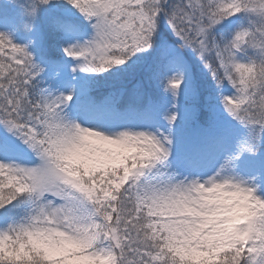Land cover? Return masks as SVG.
Wrapping results in <instances>:
<instances>
[{"label": "snow or ice", "instance_id": "obj_1", "mask_svg": "<svg viewBox=\"0 0 264 264\" xmlns=\"http://www.w3.org/2000/svg\"><path fill=\"white\" fill-rule=\"evenodd\" d=\"M0 264H264V0H3Z\"/></svg>", "mask_w": 264, "mask_h": 264}, {"label": "rangeland", "instance_id": "obj_2", "mask_svg": "<svg viewBox=\"0 0 264 264\" xmlns=\"http://www.w3.org/2000/svg\"><path fill=\"white\" fill-rule=\"evenodd\" d=\"M3 2V0H0V3H2Z\"/></svg>", "mask_w": 264, "mask_h": 264}]
</instances>
